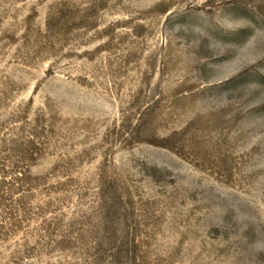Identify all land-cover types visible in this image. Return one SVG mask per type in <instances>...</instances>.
I'll list each match as a JSON object with an SVG mask.
<instances>
[{
    "label": "rangeland",
    "instance_id": "1",
    "mask_svg": "<svg viewBox=\"0 0 264 264\" xmlns=\"http://www.w3.org/2000/svg\"><path fill=\"white\" fill-rule=\"evenodd\" d=\"M0 264H264V0H0Z\"/></svg>",
    "mask_w": 264,
    "mask_h": 264
}]
</instances>
